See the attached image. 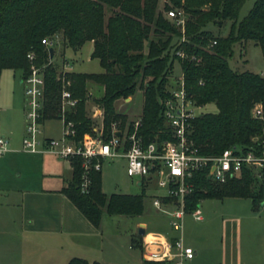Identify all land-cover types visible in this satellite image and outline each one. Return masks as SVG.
Instances as JSON below:
<instances>
[{
	"label": "trees",
	"instance_id": "obj_1",
	"mask_svg": "<svg viewBox=\"0 0 264 264\" xmlns=\"http://www.w3.org/2000/svg\"><path fill=\"white\" fill-rule=\"evenodd\" d=\"M168 1L172 9L181 10L185 17V41L181 44L179 30L157 9L158 0H0V72L19 71L23 78L29 69L25 56L32 53L33 65L43 72L40 122L59 119V94L64 85L75 105L63 113V118L72 123L76 141L90 134L94 127L86 108L90 97L88 82L102 87V96L95 104L103 112V139L109 137L113 123H124L123 116L114 113L113 103L139 90V134L151 141L155 135L164 138L160 133L165 127L158 99L166 95V77L176 63L194 104H213L216 109L215 113L198 115L192 121L190 138L199 154L215 157L236 148L264 155V119L251 116L255 105L264 104V79L248 72L237 73L227 63L232 46L247 41L259 47L264 61V0H255L247 16L238 23L237 12L245 0ZM167 9L164 5L163 11ZM225 22H230L226 37H214L205 29L207 25L219 28ZM52 36L60 38L63 47L73 52L90 43L89 58L97 61L102 72H57V66L40 44L42 39ZM212 41L215 45L211 46ZM178 50L196 62H180L174 56ZM68 163L71 176L60 193L93 227H98L102 213L124 217L142 214V195L103 194L99 172L90 175L88 191L81 194L80 159L74 157ZM191 181L193 188L185 199L186 212L202 200L226 198L247 199L255 209L262 197V184L249 169H242L238 178L223 184L210 182L204 172L195 173ZM68 264L87 263L72 259Z\"/></svg>",
	"mask_w": 264,
	"mask_h": 264
},
{
	"label": "rangeland",
	"instance_id": "obj_2",
	"mask_svg": "<svg viewBox=\"0 0 264 264\" xmlns=\"http://www.w3.org/2000/svg\"><path fill=\"white\" fill-rule=\"evenodd\" d=\"M254 2L255 0H245L243 2L237 12V23L247 16ZM164 5L172 9L168 0H158L157 9L162 11L163 14L168 10L163 11ZM107 15L108 11H105V16ZM205 29L211 32L214 37H226L230 32V22L223 23L219 28L207 25ZM59 39L52 48L53 58L51 60L57 66V71H64L63 65L67 63L69 65L66 69L67 72L84 74L102 72L97 61L89 58L91 53L90 43H85L78 51L73 52L63 47ZM227 63L229 68L237 73L248 72L259 75L264 79V61L260 49L250 41L235 43L232 46L231 56L227 59ZM172 73L174 75L179 74L176 63L173 64ZM11 74L9 71H4L0 75V138L6 142V152L0 157V209L4 206L3 203L6 201L5 196L7 194L8 197H13L18 191L41 185L46 189L56 187L55 176L57 173L58 175L64 173L63 170L66 169L61 161L54 159L55 157L22 152L20 141L24 135V114L21 109L24 108L23 88L18 86V73L14 72L13 77ZM86 88L87 93L90 94L86 101L88 116L90 117L93 112L99 111V118L92 121L94 127L102 126L103 112L95 104V100L102 96V87L88 82ZM21 96L23 97V104L20 99ZM11 98L13 101L18 102L16 110L10 109V106H12ZM128 98L127 101L118 99L113 103L114 113L122 115L124 123L122 125L119 122L113 123L110 129L114 128L122 131L128 128L129 130L128 124L138 118L140 119L142 109L141 91L136 90ZM215 111V106L208 104L201 107L196 113L201 115L215 113ZM262 117L264 119V104L262 105ZM40 129L43 138L55 140L61 138L62 124L57 119L41 122ZM99 173L100 188L103 194L107 196L112 194L142 195L143 205L142 215L137 218L107 216L102 213V229L121 232L130 228L131 224L133 226L135 222L141 221L145 223L147 232L173 233L167 227V217L157 213L151 206L152 197L161 194V191L155 189V178H151L149 184L144 187L136 186L137 180L126 176L125 163L121 159L103 161ZM62 175L59 177H62ZM255 207V209H252L247 199L226 198L200 201L198 209L201 220L194 221L189 215H186L182 222V242L196 252L193 264H220L219 249L226 240L221 241V233L224 230L233 233L232 237L228 239L235 253V264H264V183L262 184V197ZM130 229L133 230V227ZM124 238L125 236L120 234L116 238V243L126 253L131 254V257L125 255L128 261L127 264H141L140 253L134 249L128 251V243L124 241ZM13 239L12 237L0 236V249L8 251L2 254L0 261H5L10 256L15 255L18 240ZM36 252L27 249L22 255L23 258L18 259L15 264H36L37 262L34 259L37 256ZM9 261H13V258H10Z\"/></svg>",
	"mask_w": 264,
	"mask_h": 264
},
{
	"label": "built area",
	"instance_id": "obj_3",
	"mask_svg": "<svg viewBox=\"0 0 264 264\" xmlns=\"http://www.w3.org/2000/svg\"><path fill=\"white\" fill-rule=\"evenodd\" d=\"M164 16L179 30V43H183L185 41L183 12L179 9H169ZM57 40V36H52L49 39H42L40 44L48 51ZM210 45H215V42L212 41ZM174 56L180 62L183 60L196 62L193 58L188 59L181 50L174 52ZM25 59L29 63V69L22 78L24 97V135L20 141L22 152L51 155L68 162L71 158H79L81 172L78 189L81 194L88 191L90 175L99 172L102 162L107 160H123L126 176L137 180L141 185L149 184L151 178L156 179L155 189L161 191V194L152 197L151 206L157 213L167 217L169 229L177 236L170 238L151 235L141 244L143 262L182 264L193 258V251L183 244L180 234L186 215L194 221L201 220L198 206L190 212L185 211V199L192 191L191 180L195 173L204 172L210 182L223 184L231 178H238L242 169H249L258 183H264V155L244 153L236 148L226 149L215 157L199 154L190 135L192 121L198 116L196 112L201 107L196 106L187 94L180 69L178 75L171 73L166 77V95L158 99L160 117L165 127L160 132L164 136L163 139L155 135L153 140L145 141L139 134L141 124L138 118L128 124L129 130L111 128L107 139H103L102 126H99L93 127L91 133L84 134L79 141L74 140L72 123L64 121L63 113L74 107L75 100L62 85L58 119L62 124L61 138L55 140L41 136L40 118L44 89L42 68L33 65L32 53L26 54ZM68 67L69 65L64 63L65 70L57 72L67 73ZM98 113L99 111L93 112L90 120L99 118ZM251 116L263 118L261 104L252 108ZM5 152L6 142L0 138V157Z\"/></svg>",
	"mask_w": 264,
	"mask_h": 264
},
{
	"label": "crops",
	"instance_id": "obj_4",
	"mask_svg": "<svg viewBox=\"0 0 264 264\" xmlns=\"http://www.w3.org/2000/svg\"><path fill=\"white\" fill-rule=\"evenodd\" d=\"M4 71L12 73V77L13 73L17 72L19 77L18 86H22L21 73L19 71ZM4 71H1L0 75ZM20 99L23 104V97L21 96ZM127 100L129 98L124 101ZM11 105L10 109L16 110L15 108H18V102L13 101L12 98ZM21 109L23 112V108ZM36 155L54 157L51 155ZM54 159L61 161L66 166V169L63 170L64 173L60 172L61 174L58 175L57 171L54 172L55 174L57 173L54 180L57 182L56 187L46 189L41 185L32 189L18 191L13 197H8V194L5 196L6 201L3 203V208L0 209V236L12 237L17 239L18 243L17 250L14 252L15 255L13 257L10 256L13 261H9L10 258H7L5 261H0V264H15L18 259L23 258L22 255L27 249L40 252H36L37 256L34 257L36 264H68L72 259L82 260L87 264H127L128 261L125 255L131 257V254L126 253L116 243V238L120 234L125 236L124 241L128 243V251L134 249L140 253L142 263L143 250L141 249V244L147 241L151 235H162L170 238L177 236L174 232L172 234L170 232H147L145 223L141 221L135 222L133 226L131 224L133 230L130 227L121 232L102 229L101 218L98 227H93L60 193V190L65 188L70 179L71 169L68 161L60 160L56 157ZM50 171L53 172L52 170ZM60 175L62 177H59ZM136 186L144 187L146 185H141L137 181ZM167 227H169L168 221ZM139 228L144 230L142 236L136 234ZM232 235V231L229 232V230H224L221 233V241L224 242V239L226 240L219 249L220 264H235V253L228 239ZM180 236L182 239L181 234ZM139 242L140 249L138 247ZM7 252V250L0 249V258L3 253ZM193 252V258L182 264H193L196 258V252Z\"/></svg>",
	"mask_w": 264,
	"mask_h": 264
},
{
	"label": "water",
	"instance_id": "obj_5",
	"mask_svg": "<svg viewBox=\"0 0 264 264\" xmlns=\"http://www.w3.org/2000/svg\"><path fill=\"white\" fill-rule=\"evenodd\" d=\"M47 52H48V58H49V60H52V57H53V50H52L51 48H49ZM116 135H118V134H116ZM136 234H137L138 236H142V235L144 234V230H143L142 228H139V229L137 230Z\"/></svg>",
	"mask_w": 264,
	"mask_h": 264
}]
</instances>
